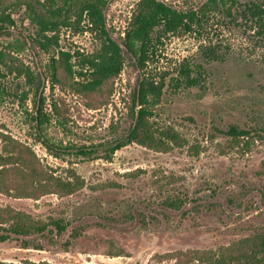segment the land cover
Instances as JSON below:
<instances>
[{
    "label": "rangeland",
    "instance_id": "obj_1",
    "mask_svg": "<svg viewBox=\"0 0 264 264\" xmlns=\"http://www.w3.org/2000/svg\"><path fill=\"white\" fill-rule=\"evenodd\" d=\"M40 1L70 9L51 49L62 65L52 83L45 69L49 55L39 49L11 50L8 65L0 64V154H6L5 139L35 153L26 164L0 161V208L44 221L63 218L68 227L57 245L42 241V249L24 247L15 237L0 241V264H205L178 251L216 249L264 231V30L240 12L249 0L231 9L229 1L217 0L215 10L204 6L207 0H160L180 10L194 8L202 25L200 33H162L146 63L157 79L170 72L152 107L154 129H175L183 145L159 151L132 142L109 160L71 157L72 162L50 154L36 137L30 80L40 72L54 140L89 144L108 138L109 124L126 115L140 69L126 63L88 93L79 83L90 80L104 41L120 42L140 0H92L105 33L82 11L83 0ZM3 13L13 22L0 19L12 32L0 36L1 50L8 51L5 44L16 35L35 36L24 0H0V18ZM208 39L222 59L204 62L200 46ZM185 57L202 63L205 74L201 85L175 88L169 77ZM231 127L247 133L231 135ZM70 169L77 178L68 177ZM44 173L73 180L75 189L18 195ZM170 200L177 206H169ZM74 228L79 234L71 238Z\"/></svg>",
    "mask_w": 264,
    "mask_h": 264
},
{
    "label": "trees",
    "instance_id": "obj_2",
    "mask_svg": "<svg viewBox=\"0 0 264 264\" xmlns=\"http://www.w3.org/2000/svg\"><path fill=\"white\" fill-rule=\"evenodd\" d=\"M226 1H229L230 7L228 9H231L233 5L236 7L239 3V0ZM82 2L85 4L82 11H86L92 22L97 25L96 27L105 33L103 22L96 19L99 14L97 4L92 0H83ZM215 2L217 3V0H207L204 6L215 10L217 8ZM24 4L29 22L37 28L36 34L35 36L27 35L28 38L19 34L13 38L14 40L8 41L5 44L8 51L0 49V64L8 65L6 56H11L9 52L11 50L20 52L25 48L39 49L49 55L45 62V69L50 73V79L53 83L58 80V69L62 65L60 58L51 52L53 45L56 46L58 42L55 31H58L59 27L66 23L70 9L59 7L51 9L40 0H24ZM240 12L242 14L248 12L264 30V0H249L243 4ZM2 15L4 18L1 17L0 19L3 21L8 18L10 22H13L10 14L3 13ZM230 15L232 16V14ZM201 26L200 18L194 8L180 10L165 1L140 0L130 28L125 31L123 37H120V42L117 43L107 38L101 51V61L94 64L95 67L93 66V70L90 72V80L79 83V90L88 93L98 89L115 73H120L126 63L140 69L139 75L136 76V82L130 91L126 115L122 120L111 122L108 126L111 135L97 143H64L54 140L48 132L53 115L46 107L47 98L42 89L44 84L41 74L36 72L30 80L28 92L33 96L35 105L31 118L38 140L50 154L67 162H72L71 157L78 161L95 158L109 160L117 149L132 142L159 151H168L174 145H183L185 141L175 129L171 127L161 130L154 129L153 122L150 120L154 113L152 107L158 103L166 84V76L170 72L163 73L157 79L151 72L146 71V63L157 50L158 44L161 43L162 33H175L176 31L200 33ZM11 33L5 25L0 24V36L7 37ZM200 47V55L204 62L222 59L221 54L210 39ZM13 58L15 57L13 56ZM204 74L205 67L202 63L185 57L178 63L175 74L169 77V81L175 88L180 85L185 87L198 86L201 85ZM228 133L238 135L247 132L231 127ZM5 140L8 141L5 144L7 145L6 154H0V161L26 164V161L32 160L31 156L35 157V153L29 146L22 145L12 139ZM33 171L37 172L34 168ZM1 172L2 170H0ZM69 172L71 176L68 177H78L73 169H70ZM74 185L73 180L69 178L44 173L40 174L32 189L24 191L25 188H22V190H18V195L33 196L49 191L70 193L75 189ZM4 190L10 191L8 188ZM168 205L177 206L175 201L171 200ZM67 227L68 222L63 218H52L44 221L11 207L0 208V229L2 230L0 241L15 237L20 239L24 247L42 249L44 247L42 241H46L49 245H57L60 237L66 233ZM78 234L79 230L74 228L70 237L74 238ZM71 238L64 241L65 247L71 243ZM178 253L187 256V259L194 256L195 259L205 264H264V231L253 237L244 238L216 249L181 250Z\"/></svg>",
    "mask_w": 264,
    "mask_h": 264
}]
</instances>
